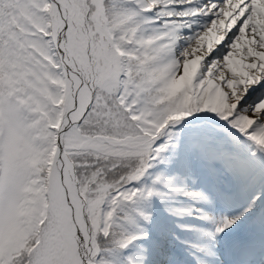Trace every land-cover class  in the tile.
<instances>
[{
    "label": "snow or ice",
    "instance_id": "obj_1",
    "mask_svg": "<svg viewBox=\"0 0 264 264\" xmlns=\"http://www.w3.org/2000/svg\"><path fill=\"white\" fill-rule=\"evenodd\" d=\"M262 91L264 0H0V264H147V205L201 198L155 170L242 182Z\"/></svg>",
    "mask_w": 264,
    "mask_h": 264
},
{
    "label": "rangeland",
    "instance_id": "obj_2",
    "mask_svg": "<svg viewBox=\"0 0 264 264\" xmlns=\"http://www.w3.org/2000/svg\"><path fill=\"white\" fill-rule=\"evenodd\" d=\"M196 188H197V186H196ZM205 202V201H204ZM217 209H218V206H214V208H213V210H214V220H215V225H217L218 224V228L219 227H221V226H223V224L227 221V220H229V219H226L225 218V216L224 215H222V222L221 221H219V219L217 218ZM132 248V247H131ZM147 248H145V247H143L141 250H146ZM140 250V249H139Z\"/></svg>",
    "mask_w": 264,
    "mask_h": 264
},
{
    "label": "bare ground",
    "instance_id": "obj_3",
    "mask_svg": "<svg viewBox=\"0 0 264 264\" xmlns=\"http://www.w3.org/2000/svg\"><path fill=\"white\" fill-rule=\"evenodd\" d=\"M166 240H167V238H166ZM168 241V240H167ZM169 242V241H168Z\"/></svg>",
    "mask_w": 264,
    "mask_h": 264
}]
</instances>
